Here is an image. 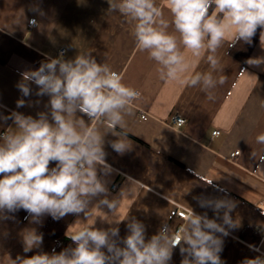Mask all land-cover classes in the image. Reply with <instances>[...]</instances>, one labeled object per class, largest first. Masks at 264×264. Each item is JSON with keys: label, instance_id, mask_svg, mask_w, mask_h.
<instances>
[{"label": "crops", "instance_id": "0c3cea01", "mask_svg": "<svg viewBox=\"0 0 264 264\" xmlns=\"http://www.w3.org/2000/svg\"><path fill=\"white\" fill-rule=\"evenodd\" d=\"M157 4L163 7V0H157ZM33 8H39L44 15ZM108 9L107 0H0V115L17 111L37 118V113L48 111L45 105L50 97L37 96L34 83L29 82L32 92L28 97L22 95L17 84L22 81L23 72L36 70L42 62L57 58L61 49L65 60L90 52L98 63L106 62L120 73L123 83L142 93V99L132 106L133 114L125 116L132 147L123 155L118 154L110 147L116 137L106 134L105 162L111 173L101 176L109 199L131 187L133 195L123 196L112 215L106 206L94 207L103 198L97 197L90 205V219L86 220L83 214L59 219L65 226V236L87 223L102 229L118 227L120 238H124L128 219L133 217L146 225V239L165 222L182 233L185 220L177 218L175 210L180 208L189 214L192 210L196 214L207 212L209 218H216L211 209L201 208L194 197L222 198L224 193L218 188H225L236 202L231 216L239 225L221 237L223 264H241L245 258L261 255L264 144H258L256 137L264 133V64L255 66L247 61L264 58V35L258 37L244 64L228 55L227 45L219 50L222 71L216 75L226 76V82L217 86L215 100L209 101L198 87L159 80L155 62L147 52L136 49L131 26L119 13ZM165 15L168 16L166 9ZM31 19H36L39 27L29 28ZM195 70L207 71L208 65L201 61ZM19 99L26 101L24 107L17 108ZM174 114L184 118V125H171ZM83 118L87 122V117ZM8 127L15 131L11 119L0 120V134ZM99 128L101 134L106 132L103 125ZM234 152L238 155L232 157ZM51 167H55V162L50 163ZM112 185L116 188L112 189ZM8 215L14 218L0 219V264H10L17 255L31 257L39 252H53L54 241L42 232L45 223L52 219L50 215L42 218V224L30 223V218L26 219L28 213L22 209ZM107 220L121 222L116 225ZM28 228L43 233V243L40 249L24 253L20 234ZM257 238L255 245L252 242ZM250 246L259 247L260 252ZM182 259L179 247L175 248L170 264H181Z\"/></svg>", "mask_w": 264, "mask_h": 264}, {"label": "clouds", "instance_id": "9594fccd", "mask_svg": "<svg viewBox=\"0 0 264 264\" xmlns=\"http://www.w3.org/2000/svg\"><path fill=\"white\" fill-rule=\"evenodd\" d=\"M107 3L108 11L119 13L131 26L136 49L147 52L155 62L159 80L198 87L209 101L215 100L217 86L226 82V76L216 75L222 71L219 50L241 42L250 45L258 29L260 39L264 35V0H163V7L157 0ZM31 10L44 15L39 8ZM30 24L39 27L36 19ZM201 61L208 65L207 71L195 70ZM247 63L260 66L264 58ZM21 75L17 87L24 97L32 92L31 82L38 88L37 96L50 99L45 105L48 111L37 113V118L17 111L0 115V120L11 119L15 125V131L8 127L0 134V219L14 218L8 214L22 209L28 213L26 219L35 224H42L46 215L59 220L83 214L88 220L92 216L90 205L97 197L103 198L94 207L106 206L115 214L121 198L133 195V187L121 191L119 197L108 198L109 190L101 178L111 173L105 162V135L116 137L110 141L116 153L123 155L131 149L125 116L133 114L132 106L142 99V93L123 83L120 73L106 62L98 63L90 52L69 60L61 52ZM25 105L24 99L16 102L17 108ZM99 125L106 129L104 134ZM256 142L264 144V133ZM52 162L55 167L50 168ZM218 191L224 193L222 198L194 197L216 218L192 210L184 218L182 233L165 222L146 239V225L133 217L126 225L128 234L120 238L118 227L102 229L85 223L66 234L74 246L59 253L17 255L10 264H170L177 247L183 257L181 264H223L221 237L228 236L239 222L231 216L236 202L229 198L227 189ZM20 235L24 253L41 248L43 233L35 228ZM250 248L260 252L259 247ZM241 264H264V253L245 258Z\"/></svg>", "mask_w": 264, "mask_h": 264}, {"label": "trees", "instance_id": "16d2710c", "mask_svg": "<svg viewBox=\"0 0 264 264\" xmlns=\"http://www.w3.org/2000/svg\"><path fill=\"white\" fill-rule=\"evenodd\" d=\"M260 32L261 29H258L250 45L241 42L236 47L228 49V55L238 63L244 64L247 61L256 41L258 40ZM64 227V224L59 220L49 219L42 229V232L54 241L55 245L53 250H55L57 253L66 247L74 246L67 236H65ZM257 242L258 238L252 243L256 245Z\"/></svg>", "mask_w": 264, "mask_h": 264}, {"label": "built area", "instance_id": "2783aa9c", "mask_svg": "<svg viewBox=\"0 0 264 264\" xmlns=\"http://www.w3.org/2000/svg\"><path fill=\"white\" fill-rule=\"evenodd\" d=\"M32 20V19H31ZM30 20V21H31ZM34 26H32L29 22V28H33ZM61 52H64L63 49L59 50L58 54H60ZM170 122H171V125H173L174 127H181L182 125H184L185 123V120L184 118L179 115V114H174L171 119H170ZM216 133V132H214ZM213 133V134H214ZM238 155V152H234L231 156L234 157V156H237ZM112 189H115L116 188V185H112L111 187ZM189 215L188 212H186L185 210L183 209H180V208H177L175 210V216L179 219H183L185 220L184 218L187 217ZM176 232L180 233V229H177Z\"/></svg>", "mask_w": 264, "mask_h": 264}]
</instances>
